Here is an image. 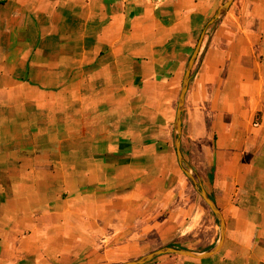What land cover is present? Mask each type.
Here are the masks:
<instances>
[{
	"label": "crops",
	"instance_id": "1",
	"mask_svg": "<svg viewBox=\"0 0 264 264\" xmlns=\"http://www.w3.org/2000/svg\"><path fill=\"white\" fill-rule=\"evenodd\" d=\"M0 0V264H264V0Z\"/></svg>",
	"mask_w": 264,
	"mask_h": 264
},
{
	"label": "water",
	"instance_id": "2",
	"mask_svg": "<svg viewBox=\"0 0 264 264\" xmlns=\"http://www.w3.org/2000/svg\"><path fill=\"white\" fill-rule=\"evenodd\" d=\"M234 0H226L216 11L213 18L211 19L209 25H212L213 27L221 20V18L226 14L228 11L230 5L232 4ZM202 38L199 39L197 42L187 64L185 73L182 79L178 99H177V107H176V113H175V120L173 123V147L176 154L177 162L191 184L192 188L195 190V192L198 194V196L201 198L205 206L209 209L213 217L215 218L218 227H219V237L217 239V242L213 245V247L209 248L207 251L203 253H193L190 250L183 249V248H175V247H163L160 249H157L149 254H146L144 256H141L135 260L123 262L120 264H148L151 261H153L155 258L162 256V255H176L180 257H206L215 252L219 246L221 245V242L223 240L224 235V224L223 219L221 217V214L219 213L218 209L214 205V203L211 201V199L208 197L205 190L201 187V185L197 182L195 177L193 176L190 167L185 162V160L182 157L181 151H180V133H181V123H182V113H183V107H184V100L185 95L187 91V87L191 78V69L193 67V64L196 60L197 54L200 49Z\"/></svg>",
	"mask_w": 264,
	"mask_h": 264
}]
</instances>
